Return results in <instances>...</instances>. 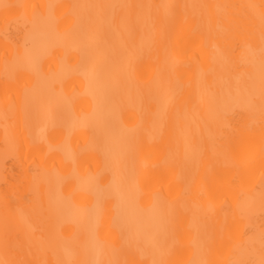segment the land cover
I'll use <instances>...</instances> for the list:
<instances>
[{"label": "bare ground", "instance_id": "obj_1", "mask_svg": "<svg viewBox=\"0 0 264 264\" xmlns=\"http://www.w3.org/2000/svg\"><path fill=\"white\" fill-rule=\"evenodd\" d=\"M0 264H264V0H0Z\"/></svg>", "mask_w": 264, "mask_h": 264}]
</instances>
